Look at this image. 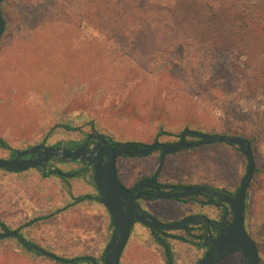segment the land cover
<instances>
[{
    "label": "rangeland",
    "instance_id": "rangeland-1",
    "mask_svg": "<svg viewBox=\"0 0 264 264\" xmlns=\"http://www.w3.org/2000/svg\"><path fill=\"white\" fill-rule=\"evenodd\" d=\"M62 2L4 0L0 5L5 19L0 37V136L15 147L25 148L40 142L48 145L81 142L91 131L118 142L145 144L156 140L178 141L185 129L243 134L249 138L257 135L261 170L250 189L246 226L260 245L264 263V93L256 94L245 85L241 72L234 70L230 55L198 52L188 42L175 51H161L153 57L133 56L88 20L62 12ZM38 35L40 40L31 44L46 41L43 44L47 50L25 52L23 56L24 49ZM49 49L53 50V57L45 56ZM89 49L94 51L93 56ZM65 124L72 128H65ZM159 157L160 151L148 156H121L118 164L121 177L133 183L154 174L160 168ZM246 161L240 150L229 144H206L170 153L161 166L160 178L170 183H208L234 190L245 173ZM54 164L68 172L78 167L76 163ZM33 173L35 177L30 172L17 176L0 169V187L16 180H38L41 214L53 211L49 204L55 199L67 201L68 182L78 186L74 195L85 193L79 175L65 181L56 174L45 176L36 170ZM193 203H188L186 211L197 208ZM93 205L87 200L62 211L56 219L42 220L32 230L41 247L65 257H76L93 248L100 249L99 240L106 246L112 236V227L107 229L103 225L108 223L107 210H97ZM163 205L168 208L165 214L169 217L178 218L186 213L179 209L177 200H164ZM61 206L58 203L57 208ZM0 209V213L7 212L11 218L19 215L11 206L8 209L0 203ZM216 213H220L218 207ZM66 215L79 221L82 218L84 222L87 218L89 224L71 227L62 219ZM90 220L99 223L97 228L91 226ZM99 225L104 227L103 231ZM142 238L138 245L134 234L124 253V262L131 260L138 245V264H161L153 250L158 247L154 238L147 233ZM176 240L171 239V247L176 249L175 264H195L197 250L190 253L187 244ZM19 247L14 238L1 239L0 264H65ZM78 264L89 262L82 260ZM220 264L245 263L242 253H235Z\"/></svg>",
    "mask_w": 264,
    "mask_h": 264
},
{
    "label": "trees",
    "instance_id": "trees-1",
    "mask_svg": "<svg viewBox=\"0 0 264 264\" xmlns=\"http://www.w3.org/2000/svg\"><path fill=\"white\" fill-rule=\"evenodd\" d=\"M61 8L64 10L62 12L72 15L78 20H88L108 39L116 40L133 56L153 57L161 51H175L180 45L188 42L198 52L207 50L213 56L230 55L233 58L234 70L241 72L245 79V85L256 94L264 93V0H171L169 3H164L161 0H63ZM43 38L45 39V36ZM37 40H40L39 35L31 40L28 49H24L23 56L25 52L30 51L39 53L41 48L47 50L46 41L38 43L42 47L38 44H31L33 42L37 43ZM49 50L45 53V56L53 57V50ZM89 50L92 53L91 56H93L94 51ZM224 72H226L225 75L228 74V70ZM64 127L72 128L69 124H65ZM238 135L251 141L256 164L255 173L246 195V220L249 208L248 200L251 196L250 189L253 180L261 170L257 158L259 137L255 135L249 138L243 134ZM192 137V140H188L187 137L186 140H198V138ZM110 138L115 143L118 142L112 137ZM175 142H167V144ZM2 143L4 144V142ZM143 145L142 142L129 141V146L142 148ZM229 145L238 149L236 145ZM160 150V148L157 149V151ZM122 156L136 157L137 155ZM246 170L247 161L245 173ZM244 175L241 176L240 182L234 187V190L208 183L184 182L174 185L203 184L235 196ZM204 199L208 200L204 196L186 197V200ZM226 212L228 217L232 216L229 206L221 208V215H225ZM111 224L114 226L112 220ZM258 248L261 263L264 264L259 243ZM168 255L171 259L169 244ZM73 260L71 261L74 262Z\"/></svg>",
    "mask_w": 264,
    "mask_h": 264
},
{
    "label": "water",
    "instance_id": "water-1",
    "mask_svg": "<svg viewBox=\"0 0 264 264\" xmlns=\"http://www.w3.org/2000/svg\"><path fill=\"white\" fill-rule=\"evenodd\" d=\"M4 0H0V5ZM5 28V20L0 14V37ZM198 138L196 141L186 140L187 136ZM91 135L86 143L76 147L39 144L24 151L18 152L17 156L11 159L0 158V167H6L13 171H24L30 167L46 166L51 159H79L88 163L92 169V177L100 193V200L107 207L112 215L115 225L114 234L104 252L103 264H121V256L129 240L132 226L136 221H140L155 229H177L187 223H195L199 220L210 224V219L206 215H193L174 223L161 222L156 217L145 213H138L140 208L138 199L143 197L142 186L140 192L128 189L120 180L118 173V159L122 155L147 156L153 153L158 147L161 149L160 167L165 161V156L178 152L182 148H195L212 143H229L236 145L240 152L247 158V170L240 184L238 193L234 196L226 191H219L214 187L203 184L182 186L175 191H165L160 187L148 194L150 198L171 199L185 198L189 196H209L217 198L219 201L228 204L232 211V220L220 230L216 236H210L209 240L215 247L212 253H208L197 264H219L222 260L235 252H241L245 264H262L259 254L258 243L249 233L245 223V202L249 185L255 173V156L251 141L241 135H229L225 133H206L200 130L185 129L180 134V139L173 144L164 142H153L143 145L142 148L131 146L129 141L111 144V140L103 135H94L99 141L97 144L88 147ZM32 155L29 158L24 156ZM50 173H55L61 177H72L76 175L74 171H63L58 167H53ZM155 183V180L152 181ZM208 245V242L205 243ZM39 248L37 247V250ZM40 253H46L40 251ZM92 260L98 264L92 256L76 257L75 261Z\"/></svg>",
    "mask_w": 264,
    "mask_h": 264
},
{
    "label": "flooded vegetation",
    "instance_id": "flooded-vegetation-1",
    "mask_svg": "<svg viewBox=\"0 0 264 264\" xmlns=\"http://www.w3.org/2000/svg\"><path fill=\"white\" fill-rule=\"evenodd\" d=\"M93 135L88 143V147L93 146L98 143V139L94 137V135H103L106 138H111L105 134L99 133L98 131H91L85 134V137L83 141L77 142V141H71L70 143H62V144H50V145H56V146H65L68 148H76L84 143H86L87 139ZM4 142V144L2 143ZM39 144H46L45 142H40L37 144H32L25 148H19L15 147L14 145L10 144L8 140L0 136V158L3 159H11L17 156L18 152L24 151L25 149H28L32 146L39 145ZM111 144L117 145L114 141L111 140ZM131 147V146H129ZM159 149V147H158ZM157 151V149H156ZM8 152V153H3ZM161 154V150H160ZM167 154L165 156H168ZM32 155L24 156L23 158H29ZM121 157V156H120ZM118 159V164L119 160ZM54 162H60L61 163H76L78 164L77 169H74L73 171L76 172V175L80 176L81 184L83 185V189L85 193L81 196L74 195V189L78 186L73 187L71 183L68 182V197H66L67 201L64 198V202L62 201H56V199L49 204V208L53 209L50 213H44L41 214L40 212V190H39V181L36 179H33L32 181H22V180H16L11 182V185H8V182H6V185H2L0 188V193L2 196H0V203L5 206V208L9 209V206L13 208V210H17L16 218H11L9 216V213L7 212H1L0 213V240L14 238L17 243L19 244V248H22L26 251H34L36 253H39L40 251H45L46 253H41L43 255H46L50 258H53L55 260L61 261L65 264H78L81 263L80 261H75L76 257H65L59 254L54 253L50 248L41 247L39 240L35 237V234L32 232L34 231L36 227L39 226L40 222L42 220L54 218L56 219L57 216H59V213L62 211L68 210L70 208H73L77 206L80 203H83L84 201L90 199L98 203L102 208L107 210L108 214V223H106V228L112 227V236L114 234L115 225L112 226L111 220L113 221L112 215L108 211L105 204H103L100 200V193L95 185V182L92 177L93 169L92 167L85 162H82L79 159L74 160H67V159H56L53 158L50 160L49 163H47L46 166H40V167H30L27 170L24 171H13L6 167H0L2 170H6L10 173L18 175H23L26 172H30L33 177H35L33 171L36 170L39 173L44 174L45 176L49 174H55L50 173V171L53 169V167H58L54 164ZM59 168V167H58ZM162 167H160L154 174L152 175H145L140 177L139 179L133 181V183H128L126 180H124L121 177L120 168L118 165V173L119 178L122 181V183L128 188L135 190V193L140 192V184L145 182L142 186V194L143 197L138 199V202L140 203V208L137 209V212L142 214H148L156 217L161 222L165 223H174L179 220H182L184 218H187L189 216L193 215H206L210 219V224H208L205 221L199 220L195 223H187L182 225L181 227L177 229H155L150 225H147L145 223H142L140 221H136L131 230V234L129 237V240L124 248V251L121 256L120 263L121 264H138L137 258H136V252L138 251L137 247L140 244L139 241L144 235V233H147L148 237L154 238L155 242L157 243L158 247H154V251L157 252V254L160 257L161 264H175L176 262V249L172 246L171 247V239H177L176 241H180L182 243H185L188 245V251L192 253L195 249L197 250L196 254L198 256V259L195 264H197L202 258H204L208 253H212L215 250V247L211 244L209 238L210 236L216 237L222 228H224L228 222L232 220V216L228 217L227 212L225 215H221V208L228 207L229 205L226 203H223L219 201L217 198H212L209 196L204 195V197L208 200H186L185 198H171V199H160V198H150L148 194L152 193L155 188L160 187L162 190L165 191H175L177 188H180L182 186L174 185L178 183H170L161 180L160 173H161ZM68 172V171H67ZM57 175V174H56ZM59 176V175H57ZM61 177V176H60ZM65 181H67V178L61 177ZM155 180V183H152V181ZM164 200H177L180 210L186 211V208H188V203L193 201L194 205L197 206L196 209L191 211H186V213L182 214L178 218L169 217L168 214L165 213L168 212V208L164 207L163 201ZM58 203H61L62 206L58 207ZM217 207L220 209V213H216ZM230 207V206H229ZM231 209V207H230ZM0 211H2L0 209ZM219 215V217L217 216ZM104 218V217H103ZM18 221V220H24V222H11L10 220ZM77 219V218H76ZM87 219V218H86ZM83 219H80V225H88L86 224ZM246 223V220H245ZM114 224V222H113ZM72 225V224H71ZM70 225V226H71ZM104 225V224H103ZM75 228V227H74ZM101 230V229H100ZM176 231H183V233H176ZM137 238L138 245L137 247L132 251L131 260L129 262H124L123 256L126 251L127 246L130 244V241L134 237ZM111 236V239H112ZM209 237V238H208ZM110 239V241H111ZM110 241L107 243V245L103 248L101 245L100 247L98 245L101 244V240L98 241L97 247L100 248L98 250H94L89 252L88 254L82 255V256H92L94 257L98 264H103L104 260V252ZM145 241V240H144ZM143 241V242H144ZM146 242V241H145ZM208 242V245H205V243ZM168 244L170 246V252H171V259L168 255ZM173 245V243H172ZM193 246L195 248H193ZM37 247L39 248L37 250ZM181 253L184 252V250L179 249ZM235 253H241V252H235ZM233 253V254H235ZM161 254V256H160ZM231 254L230 256H232ZM228 256V257H230ZM163 257V259H162ZM227 257V258H228ZM225 258V259H227ZM74 259V260H73ZM224 259V260H225ZM73 260L74 262H72ZM224 260H222L220 263H222ZM89 262V264H95L92 260H83ZM72 262V263H71ZM219 263V264H220Z\"/></svg>",
    "mask_w": 264,
    "mask_h": 264
},
{
    "label": "crops",
    "instance_id": "crops-1",
    "mask_svg": "<svg viewBox=\"0 0 264 264\" xmlns=\"http://www.w3.org/2000/svg\"><path fill=\"white\" fill-rule=\"evenodd\" d=\"M76 176V175H75ZM65 178V177H64ZM67 179H68V177H67ZM66 194H67V197H68V192H66ZM88 200H90V199H88ZM87 201V200H86ZM91 203L92 204H94L95 206H96V209L98 210V209H101L102 207L98 204V203H96L95 201H93V200H91ZM93 205V206H94ZM101 214H102V216H105V212L104 211H101ZM97 218H99V216H97ZM62 219H64L65 221H66V224H69V225H71V227H77V226H80V221L78 220V219H76L75 217H73L72 219H71V216L70 215H66L64 218H62ZM90 222H91V226H95L96 228H97V225L99 224L98 222H93L92 220H90ZM104 225H106V224H104ZM100 226V225H99ZM106 228V227H105ZM99 229H101L100 231H103L104 230V227L102 226V228H101V226L99 227ZM101 245V244H100ZM105 246L103 245L102 246V248L101 249H103Z\"/></svg>",
    "mask_w": 264,
    "mask_h": 264
}]
</instances>
